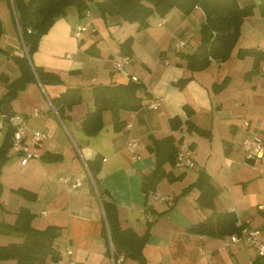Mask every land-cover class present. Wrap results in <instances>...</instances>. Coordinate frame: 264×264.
<instances>
[{
	"label": "crops",
	"instance_id": "0c3cea01",
	"mask_svg": "<svg viewBox=\"0 0 264 264\" xmlns=\"http://www.w3.org/2000/svg\"><path fill=\"white\" fill-rule=\"evenodd\" d=\"M96 1L89 0L88 13L85 11L83 16H79L76 9L69 6L41 36L32 54V63L57 72L62 79L60 82L31 81L17 96L8 99L4 98L6 87L0 77V114L3 113L7 98L10 110L22 114L29 127L45 133L37 149L41 157L49 155V158H30L22 165L18 152L9 147L6 153L8 159L0 172V202L4 206L2 211L0 209V220L13 223L18 209L26 206L33 213V226L59 225L61 230L54 239V245L60 252V258L57 261L48 258L46 264H112L113 255L106 253L110 235L101 197L87 168V161L100 153L101 164L96 174L98 185L107 199L116 202L120 225L131 227L141 234L146 229V220L153 221L143 247L146 264L251 263L259 254L247 240L225 245L223 238L229 233L210 236L192 232L189 227L209 216L214 209H227L234 210L237 220L255 229L259 236L264 235V211L259 207L264 204V154L258 158L248 157L242 147L244 140L251 137L260 139L264 145V89L260 96L262 98L256 100L254 111L249 109L247 100L253 94L258 97V85L264 84V59L261 61V70L253 74L245 86L238 89L223 87L215 91L213 85L220 83L217 81L220 70L214 65H223L228 59L212 61L206 68L195 71L189 70L186 65V54L194 51L200 43V34L196 37V32H199L204 15L199 6L188 14L177 7H172L163 16L152 13L148 17V26L137 29L135 22L124 20L118 15H102L96 9ZM258 1L238 0L241 5ZM0 6L7 8L12 24L11 29H5L4 17L0 13V75H7L10 81L19 74L12 55L24 54L25 48L14 21L16 14L13 6L8 0H0ZM77 22L95 26L96 30H86V35L82 32L83 35L76 38L73 30ZM243 25L248 35L256 39L250 46L264 50V17L257 6L244 17L240 36L243 34ZM258 32L263 37L259 38ZM128 35L132 36V55L125 65L128 72L125 75L114 68L113 59L123 55L119 52L118 43ZM171 53L174 59H168ZM9 59L14 63L9 62ZM250 60L252 65L251 56ZM190 74L192 78L184 88L179 89L173 84L179 77ZM132 75L137 76L136 82L143 84L139 94H144L146 90L150 93L151 97L143 101L146 103L152 97H162L160 106L155 109L146 105L135 110L122 109L120 117L126 120V124L120 130L113 129L111 111L104 110L101 129L94 134L84 132L82 119L94 107L92 86L97 83L123 82ZM226 77L229 78V75ZM70 86L81 89V100L70 107L65 105L62 117L51 99ZM241 88L246 91L241 93ZM222 93V97L219 96ZM227 99H234L236 106L246 104V112L239 114L226 109L224 101ZM185 103L194 109L190 118L211 130L210 137L195 132L199 136H194L184 125L181 130L170 128V116L178 114L182 119L186 118L183 110ZM202 117L208 120L207 123L200 120ZM216 121L217 124L226 121L228 125L223 128L226 138L222 140L220 169H217L213 154V125ZM6 130L3 128L0 131V145ZM168 133L176 137L183 135V140L193 142L190 148L195 165L190 168H195L196 172L190 174V168L178 170L166 163V169H172L176 174L183 172L182 177L173 181L162 178L154 190L146 193L142 184L154 167V155L147 147L149 134L161 136ZM131 139L136 140L133 148L128 146ZM73 142L80 148V154L74 149ZM235 146L238 148L236 151L233 150ZM246 167L248 171L244 173L242 170ZM200 168L209 174L216 188L214 208L197 204L198 188H192L173 200L174 195L196 178ZM63 175L68 176V182L60 180ZM76 179L80 185L71 186ZM176 182L181 183L179 189ZM20 187L33 192V196L15 190ZM152 193L164 195V198L152 199ZM164 201L167 205L159 207ZM160 211H164L163 214L159 215ZM104 225L107 239L103 233ZM7 231L18 232L19 239L7 241L1 238L0 244L23 239L22 232L16 229ZM235 233H240V230ZM261 259L264 264V258ZM1 263L14 264L15 260L7 259ZM135 263L136 260L129 257L122 262Z\"/></svg>",
	"mask_w": 264,
	"mask_h": 264
},
{
	"label": "trees",
	"instance_id": "16d2710c",
	"mask_svg": "<svg viewBox=\"0 0 264 264\" xmlns=\"http://www.w3.org/2000/svg\"><path fill=\"white\" fill-rule=\"evenodd\" d=\"M97 0L96 9L102 13L118 15L124 20L135 22L137 29L148 26V17L152 13L160 16L165 15L172 7L179 8L183 13H190L196 6L203 11V21L200 25V43L194 51L186 54V65L191 71L201 70L209 66L212 61H225L229 58L232 47L240 34V26L245 16L253 12L255 6L259 13L264 16V0L258 3L252 2L245 5L239 4L238 0ZM14 8L19 35L24 42L27 52L22 55H12L16 62L19 74L8 81V76L1 74L6 92L4 98L12 99L23 89L28 82L38 80L42 83L60 82V75L52 70L44 69L42 66L32 63V54L37 49L41 36L46 33L58 16L65 13L68 6H73L79 16H83L89 7V0H8ZM0 21V33H1ZM132 36L128 35L119 42V52L121 54L132 55ZM90 50V48H89ZM1 51V48H0ZM237 57H252L251 67L244 72V77L249 79L253 74L261 70V61L264 58V50L257 46L238 47ZM192 75L179 77L173 84L182 89L191 80ZM227 78V77H226ZM227 80L213 85V90L219 91L225 87ZM143 88L140 81L136 82L129 78L124 82L97 83L92 86L94 107L88 111L81 122L82 129L87 134L98 132L102 125V112L110 110L113 120V129L120 130L125 126L126 120L120 117L122 109L135 110L143 105H148L151 100H156V96L148 101L144 98L151 97L146 90L139 94V89ZM3 98V99H4ZM81 100V89L76 86L67 87L59 95L51 99L57 112L63 117V107H70ZM3 101V100H2ZM160 105V104H159ZM149 107L155 109L159 107ZM186 118L174 114L168 118L169 126L172 130L183 127L189 132L210 137L211 130L195 123L191 118L194 109L188 104L183 105ZM14 112L13 110L9 111ZM25 118V117H24ZM26 119V118H25ZM6 132L2 144L0 145V172L3 163L8 159L7 150L12 144V127L6 126ZM29 136H27L28 138ZM184 139L183 135L176 137L173 133L155 136L149 134L148 149L154 155V167L149 176L144 179L142 188L144 192L154 190L162 178L173 181L182 177L183 172L174 173L172 169H166L165 164L173 165L176 162L177 149L179 143ZM29 140V138H28ZM189 142V141H188ZM190 147L193 142H189ZM41 157V156H40ZM41 158H49V155H42ZM101 154L98 153L91 161H87L88 169L97 186L104 210V217L108 225L112 248L107 242L106 253L117 257L122 254L124 258L129 257L136 260L135 264H146L147 258L143 253V247L150 234L152 220H146V229L143 233H137L131 227H122L119 222L116 202L107 199L103 190L99 187L96 174L100 168ZM0 182V191H1ZM198 188L199 193L196 198L197 204L214 208V198L216 188L211 182L209 174L204 169H199L196 178L188 185L184 186L177 197L191 190ZM16 191L33 196V192L18 188ZM146 202V199H145ZM4 206L0 202V209ZM164 211L158 212L159 215ZM33 213L26 206H21L16 212L13 223L0 220V231L16 229L23 233V239L19 242H9L0 244V264L1 261L14 259V264H46L47 259L57 261L60 252L54 245V239L59 235L61 227L56 224H47L44 227H35L31 224ZM237 216L234 210H216L206 218L193 223L189 230L210 236H222L226 233L238 232L240 225L236 224ZM107 229L103 227L106 239ZM261 256H256L249 264H262ZM234 264H243L237 261Z\"/></svg>",
	"mask_w": 264,
	"mask_h": 264
},
{
	"label": "built area",
	"instance_id": "2783aa9c",
	"mask_svg": "<svg viewBox=\"0 0 264 264\" xmlns=\"http://www.w3.org/2000/svg\"><path fill=\"white\" fill-rule=\"evenodd\" d=\"M88 13V10L86 11ZM95 31V26H90L87 23L77 22L74 26L73 33L76 37H79L82 32L86 30ZM182 43V42H180ZM24 44V42H23ZM25 53L27 52L26 46L24 44ZM129 61V56L127 54H123L117 58L113 59V66L116 70L122 71L125 75H128L126 70V63ZM264 70V67H262ZM132 79L138 80L137 76L132 75ZM161 97H156V100H151L148 103V107H156L161 102ZM6 126L12 127V144L11 147L15 152L19 154V162L20 164H26V162L30 158H37L40 157V153L38 152L37 147L45 138V133L42 130L29 127L26 123L24 116L17 112L12 113H1L0 114V131ZM29 136V140L27 138ZM136 145V141L131 139L128 142V146L133 148ZM242 147L245 151H247L248 157H261L264 154V145L260 139L256 137H251L249 139H245L242 143ZM195 165V161L192 156V151L190 148V143L188 141L182 140L179 143L177 149V156L176 162L174 164L175 167L179 169H186L193 167ZM88 168V167H87ZM60 180L64 183L69 181L68 176L63 175L60 177ZM94 183V182H93ZM80 185V181L76 179L71 186H78ZM152 199H163L164 195L159 193H152ZM264 211V204L259 206ZM237 225H240V233H229L225 235L223 238L224 244L229 245L230 243L237 242L241 239L247 240L257 251L259 256L264 258V235L259 236L255 229L250 228L247 226L242 220L236 221ZM109 244L112 248V242L109 238ZM70 252V249H68ZM124 260V256L122 254L118 255L117 257L112 256V264H122Z\"/></svg>",
	"mask_w": 264,
	"mask_h": 264
},
{
	"label": "rangeland",
	"instance_id": "374dc122",
	"mask_svg": "<svg viewBox=\"0 0 264 264\" xmlns=\"http://www.w3.org/2000/svg\"><path fill=\"white\" fill-rule=\"evenodd\" d=\"M146 3H149L148 1H146ZM69 7V6H68ZM67 7V8H68ZM67 8H66V10H67ZM70 8V7H69ZM0 13L3 15V17H4V21H5V29H11L12 28V24L10 23V21H9V14L7 13V8H5V7H1L0 6ZM155 14V13H154ZM264 17V16H263ZM155 29H157L156 27H155ZM242 31H243V34H241V36H240V34H239V37H238V39H237V41L235 42V44H234V46L232 47V49H231V52H230V56H229V58H228V60H227V62H225L223 65H214L216 68H218L219 70H220V74H219V76H217V81L218 82H221L223 79H226L227 80V84H226V86L224 87V88H226V87H228V88H230V87H233V88H236V89H238L239 87H241V86H245L246 84H248L249 83V79H245V77L243 76V74H244V71H245V69H247L248 67H250V65H251V60H250V56L249 57H247V58H245L244 60H241L239 57H237L236 56V54H237V48L238 47H243L242 45H244L245 47L246 46H250L251 44H253V43H255V41H256V39H253L252 38V36H249L248 35V30H247V28L245 27V25H243V27H242ZM240 33H241V31H240ZM84 35H86L87 33L86 32H84L83 33ZM82 34V35H83ZM98 34H100V31H98ZM258 35H259V38H261V37H263L262 36V33H260V32H258L257 33ZM74 35V34H73ZM81 35V36H82ZM75 36V35H74ZM80 36V37H81ZM199 36V32L197 31L196 32V37H198ZM76 37V36H75ZM80 37H76V38H80ZM127 36H125V38H126ZM124 38V39H125ZM123 39V38H122ZM123 39V40H124ZM112 40V39H111ZM122 41V40H121ZM257 43V42H256ZM131 44H132V42H131ZM130 44V45H131ZM91 47V46H90ZM118 47H119V43H118ZM174 54L173 53H171V54H169V58L168 59H174L175 57L173 56ZM0 56H2L1 54H0ZM129 56V55H128ZM239 58V59H238ZM244 58V57H243ZM264 59V58H263ZM248 60V61H247ZM9 62H11V63H14V61L12 60V59H9ZM246 65H248V66H246ZM226 75H229V78H226ZM128 80V79H127ZM126 80V81H127ZM124 82V81H123ZM262 85H264L263 83H260L259 85H258V93H259V96L258 97H256L254 94L252 95V97L251 98H248L247 100H248V102H249V109L250 110H253L254 111V109H255V105H256V100L257 99H259V98H262V97H260L262 94H263V90H262V88L264 89V87H262ZM252 88H250V90H251ZM246 90L245 89H243V88H241L240 89V92L241 93H243V92H245ZM213 92H215V91H213ZM215 93H217V92H215ZM224 94H226V92L224 93ZM222 95H223V93L222 94H220L219 96H221L222 97ZM241 97L243 98L244 96L243 95H241ZM162 98V97H161ZM245 99V98H244ZM161 101H162V99H161ZM233 101H234V99H227V100H225L224 102H225V108L226 109H229V110H231V111H234V112H237V113H239V114H242V113H244V112H246V108H245V105L246 104H242V105H239V106H236V105H234V103H233ZM251 103V104H250ZM160 106V105H159ZM108 114V113H107ZM244 115V114H243ZM215 117H217V115H215ZM235 119V118H234ZM240 119V118H239ZM110 120V119H109ZM202 122L204 121L205 123H207V119L206 118H204V117H202L201 119H200ZM226 121H224V122H220V123H218L217 124V121L214 123V125H213V131H214V137H213V154H214V156H215V160H216V162H217V169H220V165H221V158H220V156L222 155L223 156V148H222V146H223V143H222V140L224 139V138H226V133H224V131H223V128L225 127V125H226ZM205 125H207V124H205ZM227 127H228V125H226ZM209 127V126H208ZM103 132H105V129L103 130ZM187 134V133H186ZM191 134H193L194 136H199V135H197V134H195L194 132L193 133H191ZM98 136H100V135H98ZM98 138V137H97ZM207 142L209 141V139H207V138H205V137H203ZM136 141V140H135ZM75 142L77 143V141L75 140ZM73 144V147H74V149L80 154V148L77 146V145H75L74 144V142L72 143ZM211 144H212V142H211ZM234 144H236L237 145V143L235 142ZM236 148H237V146H235L234 147V149L233 150H235L236 151ZM238 149V148H237ZM177 168V167H176ZM178 170H184V169H179V168H177ZM244 173H247V167H246V169H243L242 170ZM194 172H196V169L195 168H190V169H188V173H190V174H193ZM22 179H25V178H22ZM166 181V184H169L168 183V181L167 180H165ZM177 184H179L178 185V188L177 189H179V187H180V185H181V183L180 182H176ZM175 189V188H174ZM162 191V190H161ZM163 191H165V189L163 190ZM177 192H178V190H176ZM247 195H249L250 196V194H247ZM167 205V202L166 201H164V202H162V203H160V205H159V207H165ZM2 211V210H1ZM14 218V217H13ZM1 219V218H0ZM8 233H6L5 231H0V239L1 238H3V239H8L7 241H9V240H17V239H19V237L18 236H20L19 235V233L18 232H11V233H9V231H7Z\"/></svg>",
	"mask_w": 264,
	"mask_h": 264
},
{
	"label": "water",
	"instance_id": "95a60500",
	"mask_svg": "<svg viewBox=\"0 0 264 264\" xmlns=\"http://www.w3.org/2000/svg\"><path fill=\"white\" fill-rule=\"evenodd\" d=\"M9 111H10V106H9L8 99L6 98L5 102L3 104L2 112L7 114V113H9Z\"/></svg>",
	"mask_w": 264,
	"mask_h": 264
}]
</instances>
